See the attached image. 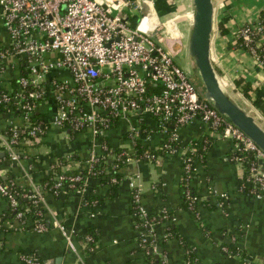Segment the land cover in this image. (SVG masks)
I'll return each mask as SVG.
<instances>
[{
    "label": "built area",
    "instance_id": "built-area-1",
    "mask_svg": "<svg viewBox=\"0 0 264 264\" xmlns=\"http://www.w3.org/2000/svg\"><path fill=\"white\" fill-rule=\"evenodd\" d=\"M146 5L153 7L155 23L144 16ZM124 8L139 10L135 22H129ZM179 13L174 8L170 15L160 20L152 0H0V22L8 36V42L0 45V72L6 57L17 62L18 70L24 69L23 74H16L21 87L17 92H24L22 98L25 99L18 104L19 107L35 111L40 102L49 100L53 108L49 119L52 126L64 134L87 130L91 137L92 145L83 160L85 174L57 173L51 184L52 192L57 193L62 188L81 191L85 180L94 174L92 164L100 159L121 172L125 165L142 159L133 156V144L134 138L142 141L146 137L144 127L139 128L131 119L136 118L140 123L145 115H149L163 135L159 150L165 154L176 150L177 129L193 118L204 122L215 135L230 138L232 157L236 162L241 165L247 156L245 153L250 157L237 189L254 198L264 195L263 151L200 97L186 71L172 61L171 54L175 50L171 45H181L182 33L177 22ZM172 17L173 24L169 25L167 20ZM234 36H239L241 48L264 71V53L257 51V45L264 42V25L258 17L237 26L233 41ZM8 94L9 91L2 93L0 102L6 101ZM21 119H26V115ZM115 119L125 122L130 143L119 146L118 150L108 147L105 139ZM16 126L0 129V151L11 159L18 158L16 145L28 138L32 141L31 137L35 139L42 130L40 125H30L29 136L19 137ZM25 128L22 126L20 132ZM142 155L148 160L156 158V153L148 149ZM62 156V159L55 156L52 163L61 164L64 170L79 161L73 159L72 153L66 152ZM202 158L203 154L193 145L183 146L181 179L187 181L195 171V164ZM122 174L131 188L130 208L132 215L138 218L134 221L139 232V244L147 254L152 250L157 252L152 225L166 216V210L162 207L157 219L155 216L147 217L140 198L139 174L137 171ZM110 181L117 180L111 176ZM30 188L24 195L33 204H39L41 189L36 184ZM0 192L8 200L12 218L22 223L25 219L23 211L26 212L28 207L23 211L16 209V192L1 181ZM184 198L197 218L198 196L186 186ZM56 226L72 246L74 231L64 228L61 223H56ZM48 227L42 221H33L35 231ZM84 237L91 240L89 235ZM222 250L227 255L239 257L242 264H252L237 247L229 250L222 245ZM19 257L26 264H43L32 253H21ZM185 264H188L187 259Z\"/></svg>",
    "mask_w": 264,
    "mask_h": 264
},
{
    "label": "crops",
    "instance_id": "crops-1",
    "mask_svg": "<svg viewBox=\"0 0 264 264\" xmlns=\"http://www.w3.org/2000/svg\"><path fill=\"white\" fill-rule=\"evenodd\" d=\"M162 1L161 11L166 10L163 8L166 4L183 11V17L177 21L183 26L182 30L179 28L182 33L180 43L184 47L189 30L190 6L187 0ZM152 2L157 13L159 6L156 3L160 0ZM212 2L209 41L212 67L221 87L246 111H252L249 113L264 129V114L241 91L242 84L248 81L250 97L258 94L264 100V71L245 50L233 44L236 27L257 16L258 10L264 9V0ZM150 8V5L145 6V15ZM126 16L129 18L127 13ZM7 42V32L0 22V45ZM17 65L11 58H5V66L0 72V86L8 87L10 77L18 73ZM189 67L185 61L186 72ZM239 77L241 81L236 84L235 80ZM52 109L49 100L37 105L35 111L46 116L45 128L32 141L28 138L20 142L21 149L18 151L22 153L17 151V159H11L1 151L0 181L8 178L21 186L38 185L41 189L39 204L44 211L45 224L49 227L35 231L30 218H25L23 223L12 218L8 200L0 192V223L5 226L0 228V264H26L19 257L21 253H32L43 264H185L184 249L174 238L156 241L158 252L152 250L151 254H147L141 248L139 232L130 211L131 188L126 177L111 189L96 177H88L81 191L62 188L54 193L41 187V181L47 176L55 156L66 152L76 153L81 159L71 167L84 166L83 160L92 145L87 130L64 134L52 126L49 122ZM21 122L19 114L11 110L0 111V129L12 125L18 127ZM140 124L146 136L142 142L148 150L157 152L163 135L154 118L145 115ZM125 129V122L119 120L117 125L107 131L106 141L113 147L129 145L124 136ZM177 133V148L174 152L156 154V158L151 160L138 159L122 168L123 173L137 171L139 174L140 198L146 211L157 212L164 207L172 214L171 226L194 249L198 258L196 264H242L239 257L227 255L222 245H226L229 250H232L230 247H237L252 264H264V195L254 198L237 189L243 168L232 157V140L215 135L198 118L180 126ZM194 140L200 142L203 154V162L195 164L193 176V193L198 196L200 220L191 216L182 206L179 193L182 149L194 143ZM207 198L208 203L205 201ZM215 198L216 206H212ZM56 223L74 231L72 246ZM162 223L161 220L156 221L152 225L153 230L157 228L163 231ZM87 230L96 234L93 247H87L81 237ZM147 255H150L151 261L147 260Z\"/></svg>",
    "mask_w": 264,
    "mask_h": 264
},
{
    "label": "trees",
    "instance_id": "trees-1",
    "mask_svg": "<svg viewBox=\"0 0 264 264\" xmlns=\"http://www.w3.org/2000/svg\"><path fill=\"white\" fill-rule=\"evenodd\" d=\"M260 23L262 25H264V9H259L258 10V15H257ZM261 42V41H260ZM233 44L237 47H243L239 36H234V41ZM257 51L260 54L264 53V42L259 43V45H257ZM18 73L21 75L24 73V69L22 70H18ZM241 81V77H239L238 79L235 80L236 84H239V82ZM20 85L17 81V77L16 75H14L13 77H10V81L8 82V87H3L0 86V95L2 93H5L7 91H9L8 94V99L6 101H1L0 102V111H6L7 109L11 108V111H13L14 113L19 114L20 116L22 115H26V119H23L21 124L17 127L21 128L22 126H26V128L24 129V132H18L19 137L20 136H26L28 135V128H30V125H40L43 129L45 128L43 125L45 124V115H39L40 113L36 112V111H25L23 108L19 107V103H21L23 100H25L24 98H22V95L24 92H17L20 89ZM249 83L248 81L244 82L241 86V91L244 95L249 96V98L251 99V102L253 104L254 107H256L258 110H260V112L262 114H264V100L262 99V97L258 94H254L253 96L250 97L249 94ZM132 122L135 125H138L139 128H141L143 125H141L140 123H138V121L136 120V118L131 119ZM119 122V120L115 119L113 120V123L111 124V127H113L114 125H117ZM167 127H169L167 125ZM6 133H9V131H6ZM38 134V133H37ZM37 134L35 136H37ZM8 135V134H7ZM29 136V135H28ZM124 136L127 137V132L125 130L124 132ZM33 137H31L32 139ZM106 144L108 147H112L113 150H118L119 147L115 146H111L107 141ZM134 152H133V156L134 157H138V158H143L142 153L144 152L145 149L147 148V145L145 143H143L141 141V138H134ZM191 145H193L196 150H200L201 152V146H200V142H198L197 140H194V143H192ZM17 151L19 150V148L21 149L20 144L16 145ZM19 152V151H18ZM153 153L156 154H161L162 152L160 150H158L157 152L151 151ZM233 152V151H232ZM20 154L22 152H19ZM103 153V150L100 152V154ZM7 155V153H5ZM246 157H244L242 159L241 162V166L244 170V168L246 167V164H248L247 160L249 157L248 153ZM56 157L62 159L63 156L62 155H57ZM72 157L75 160H79L81 159L76 153L72 152ZM74 160V161H75ZM203 162V159L200 162H197V164ZM53 166L51 168H49V172L47 174V176H45L42 181H41V187L44 189H49L51 190V184L54 181V177L57 173L60 172H64L66 174H72V173H79V174H85V164L84 166H78L75 168H69L68 170H64L61 168V164L57 163L55 164V161L52 163ZM105 168H108L107 171H105ZM91 170H93L94 174H92V177L95 176L96 178H98L102 183H106L108 185V187L111 189L113 188L116 183L122 178L123 174L120 171V169L118 168H112L109 162H104L103 159H100L99 161H96L92 164L91 166ZM181 174L183 175V172H181ZM191 176L188 177L187 181H185L183 178L180 180L179 182V193H180V198L182 201V206L191 214V216H194V212L192 210H190L187 207V202L186 199L184 198V189L186 188V186H188L190 188V190L193 192V183H194V173L190 174ZM83 176V175H82ZM114 176L116 178L117 181H110V177ZM4 184H6L7 187H9L10 189L14 190L16 199H17V207L16 209L18 210H24L26 207H28V210L25 212L23 211L24 214V218H30L33 221H42L45 224V217H44V211L42 209V207L40 206V204L36 203L33 204L25 195L24 193H28L30 191V185L26 186H21L18 185L16 183H11V180L6 178L2 181ZM78 184V183H77ZM207 203L209 202L208 198L207 200H205ZM92 203H94V201H92ZM217 203V199L215 198L214 201L211 203L212 206H216ZM197 207H198V202H197ZM9 208V213L12 215V210H10V206H8ZM161 208V206L159 207ZM36 210L39 211V213H36ZM131 211V208H130ZM147 217L150 216H155L156 219L159 217V211H155V212H147ZM172 217V214L169 211H166V216L162 217L160 219H158V221L161 220V222H163L162 224V230L160 231L159 229L156 228V230H154V234H155V240H161L163 241V238H174L175 240H177L178 244L181 245L184 249V255L183 258L184 260H188V264H196V262L198 261V258L196 256V253L194 251V249L190 246V244H188V242L186 240H184V238L174 229L173 226H171L170 221ZM24 218H20L21 220ZM134 220L138 221V218L136 216L133 215ZM196 218V217H195ZM200 220V217H197ZM196 219V220H198ZM167 220V221H166ZM24 221V220H23ZM23 223V222H22ZM5 226H2L0 223V228H4ZM8 228H11V226H9ZM89 235L91 237V240L86 239L84 236ZM164 235V236H162ZM85 242L87 247H91L94 244V241L96 239V234L93 233V231L91 230H87L85 231L82 236H81ZM76 238V237H75ZM80 238V237H79ZM93 247V246H92ZM230 249H233L232 247H230ZM29 254V253H28ZM147 260L151 261V257L150 255H147ZM150 263V262H149Z\"/></svg>",
    "mask_w": 264,
    "mask_h": 264
},
{
    "label": "water",
    "instance_id": "water-1",
    "mask_svg": "<svg viewBox=\"0 0 264 264\" xmlns=\"http://www.w3.org/2000/svg\"><path fill=\"white\" fill-rule=\"evenodd\" d=\"M189 30L184 48L193 74L188 77L200 97L223 118L239 128L264 153V129L251 113L241 107L220 85L209 58L212 30V0H187ZM191 71H188L191 73ZM0 154H3L0 151ZM159 246H157V252ZM156 256V254L154 255Z\"/></svg>",
    "mask_w": 264,
    "mask_h": 264
},
{
    "label": "rangeland",
    "instance_id": "rangeland-1",
    "mask_svg": "<svg viewBox=\"0 0 264 264\" xmlns=\"http://www.w3.org/2000/svg\"><path fill=\"white\" fill-rule=\"evenodd\" d=\"M169 1H171L172 2V0H169ZM174 1V0H173ZM174 2H176V0L174 1ZM163 3V1L161 2V0H160V2H157L156 3V5H158L159 6V8H157V15H158V18L160 19V20H163V19H165L168 15H170V13H171V10L172 9H174L173 7H171V5H169V4H166V5H164L163 6V8H165L166 10H160V6H161V4ZM127 8H124L123 9V12L124 13H127L128 15H129V22H135L136 20H137V18L139 17V14H140V12H139V10H137V9H131V10H126ZM153 8H152V6H151V8L149 9V11H148V14H146V16L151 20V22L154 20V16H153ZM177 10H180V8L178 7V9ZM180 13V16H179V18L178 19H181L182 17H183V15L181 16V13L183 12V11H179ZM183 14V13H182ZM173 19V17L172 18H170V19H168L167 20V22L168 21H173L172 20ZM178 22V26L181 28V30H182V28H183V26L181 25V22L180 21H177ZM171 47H172V49H174L175 51L171 54V58H172V61L175 63V64H177L178 66H180L181 68H183L184 70H185V61H187L188 62V58H187V55H186V50H185V48L183 47V46H181L180 44H176V43H173L172 45H171ZM190 66V65H189ZM189 71H191L190 70V68H189ZM193 74V72L191 71V73L190 72H186V75L188 76V77H190L191 75ZM249 112H252V111H249Z\"/></svg>",
    "mask_w": 264,
    "mask_h": 264
},
{
    "label": "bare ground",
    "instance_id": "bare-ground-1",
    "mask_svg": "<svg viewBox=\"0 0 264 264\" xmlns=\"http://www.w3.org/2000/svg\"><path fill=\"white\" fill-rule=\"evenodd\" d=\"M153 8V7H152ZM152 11H154V10H152ZM153 13V16H154V20L152 21V23H155L156 21H157V19H156V16H155V14H154V12H152ZM144 16H146L145 14H144ZM146 18H148L147 16H146ZM169 25H172L173 24V21H168L167 22ZM227 88V87H226ZM232 92V91H231Z\"/></svg>",
    "mask_w": 264,
    "mask_h": 264
}]
</instances>
